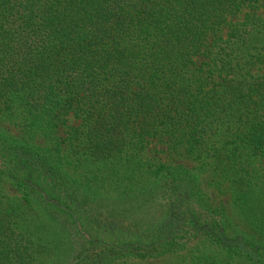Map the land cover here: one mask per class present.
Instances as JSON below:
<instances>
[{"label":"trees","instance_id":"obj_1","mask_svg":"<svg viewBox=\"0 0 264 264\" xmlns=\"http://www.w3.org/2000/svg\"><path fill=\"white\" fill-rule=\"evenodd\" d=\"M254 68L264 0H0V264L52 254L54 225L56 264L156 259L195 238L183 264H264ZM152 140L226 181L241 221L192 168L148 157Z\"/></svg>","mask_w":264,"mask_h":264},{"label":"rangeland","instance_id":"obj_2","mask_svg":"<svg viewBox=\"0 0 264 264\" xmlns=\"http://www.w3.org/2000/svg\"><path fill=\"white\" fill-rule=\"evenodd\" d=\"M261 69H252L253 72H258L263 70ZM71 124L76 125L78 124V120L71 119ZM146 155L149 157H153L155 160H169L173 163H181L184 164L186 167L192 168L194 172L198 174V178L201 184L202 191L207 195L209 202L212 206L215 207H221L223 208L228 216L231 218L233 222H239L241 221V218L239 216V213L236 209H234L231 198H230V192L227 189V182L221 180L220 186H218L215 183V180H220L219 178H214L213 174L210 171H202L200 168L198 169L197 163L187 159L182 156L177 155H170L168 153V150H166V145L162 143H156V141L152 140L147 145ZM160 150V151H159ZM172 158V159H171ZM7 187V186H6ZM10 194H13L14 191L11 187L8 188ZM91 226V225H90ZM92 228V227H91ZM48 232H44L43 234H47L48 242H49V251L52 253L45 258H41L36 260L33 264H56L58 255L57 252H61L65 254L61 250H68L67 248V238H65L64 235L61 234V232L58 230L57 226L54 225L51 227ZM109 240L112 241H128V240H134L135 236L133 235H127L122 232H111L109 233ZM58 242L57 248L61 249L56 251V242ZM199 247H202L201 239L195 238L191 240L187 246L176 253L168 254L163 257H159L156 259H148V260H130L128 259L126 262L120 261L116 264H183L184 262H189L192 254L191 253H197ZM56 250H55V249ZM63 259L65 260L64 256Z\"/></svg>","mask_w":264,"mask_h":264}]
</instances>
